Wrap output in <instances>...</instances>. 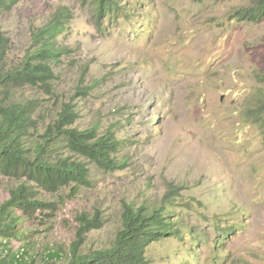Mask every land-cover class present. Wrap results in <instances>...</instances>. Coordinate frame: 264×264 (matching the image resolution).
Returning a JSON list of instances; mask_svg holds the SVG:
<instances>
[{
  "label": "rangeland",
  "instance_id": "obj_1",
  "mask_svg": "<svg viewBox=\"0 0 264 264\" xmlns=\"http://www.w3.org/2000/svg\"><path fill=\"white\" fill-rule=\"evenodd\" d=\"M257 1L130 0L101 24L92 0H18L0 11L9 40L5 70L22 61L33 34L57 11L70 10L56 40L65 55L53 66L52 91L27 86L10 94L37 102L35 138L73 103L74 127L112 130L124 142L117 155L123 168L92 167L91 187L46 196L61 205L51 220L27 221L30 246L67 251L77 215L99 211L103 227L83 250L107 248L124 204H164L196 234L154 243L153 264H264V135L256 117L264 112V20L234 17ZM84 90L87 96L78 94ZM15 183L0 176V205ZM171 187L181 189L177 200L166 198ZM226 228L233 232L219 244Z\"/></svg>",
  "mask_w": 264,
  "mask_h": 264
},
{
  "label": "trees",
  "instance_id": "obj_2",
  "mask_svg": "<svg viewBox=\"0 0 264 264\" xmlns=\"http://www.w3.org/2000/svg\"><path fill=\"white\" fill-rule=\"evenodd\" d=\"M17 1L0 0V11L10 10ZM92 1L101 24L103 17L124 13L130 0ZM234 17L244 22H262L264 0L236 10ZM70 18L69 9L57 11L33 34V45L22 61L5 70L9 40L0 32V176L16 182L9 198L0 205V264H153L148 253L154 243L196 234L188 232L177 213L164 204L152 209L124 204L121 228L107 248L89 253L83 250L87 236L103 227L99 211L77 215L79 226L67 251L62 246L47 247L46 253L30 246L34 232L27 229V221L41 217L51 220L61 205L60 199L52 201L46 196H60L68 189L77 195L80 189L91 187L92 167L107 173L123 168L117 158L123 150V140L112 130L99 134L96 128L74 127L79 115L73 103L64 104L44 133L39 132L35 138L37 102H17L10 97L12 91L27 86L52 91L57 79L53 66L65 55L56 40L66 31ZM78 94L87 96L88 92ZM256 117H260L264 135V112L258 111ZM180 191L171 187L166 198L177 200ZM232 232L231 228L221 232L219 244ZM16 242L21 243L20 247H14ZM192 253L190 250L188 256Z\"/></svg>",
  "mask_w": 264,
  "mask_h": 264
}]
</instances>
